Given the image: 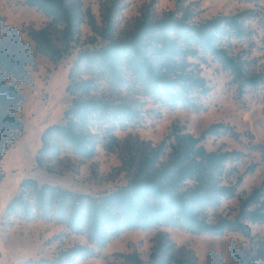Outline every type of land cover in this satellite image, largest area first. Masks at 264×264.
<instances>
[{"label": "trees", "instance_id": "trees-1", "mask_svg": "<svg viewBox=\"0 0 264 264\" xmlns=\"http://www.w3.org/2000/svg\"><path fill=\"white\" fill-rule=\"evenodd\" d=\"M110 2L101 26L90 9L85 8L84 0H24L25 5L50 18L44 28L28 27L27 34L35 51L53 62H61L71 53L86 18L94 33L93 42L98 37L103 40L101 45L80 52L75 60L66 88L71 103L64 111L62 123L49 125L42 132L35 156L37 167L52 171L46 166L47 160L59 157L64 149L83 159L95 157L99 146L113 151L118 145L116 130L143 118L139 98L115 95L124 88L149 96L170 109L188 107L200 111V96L212 89L201 74V61L205 62L207 55L233 75L240 93L264 81L261 74L250 73L247 62L234 55L228 44L232 38L246 37L251 11L197 20L191 7H179L162 16L147 8L127 34L117 36L116 12L121 0ZM24 47L17 29L0 24V130L11 133L9 143L25 127L15 113L24 99L16 81L24 80L33 64ZM83 67L91 70L92 76H75ZM100 80L109 87L106 91L103 88L101 94ZM233 130L230 125L214 123L197 136L176 125L139 158L133 156L132 175L126 184L95 195L24 178L20 192L6 207L7 214L27 221H53L64 225L71 234L86 235L89 241L63 249L51 258L41 257L25 264H79L97 257L108 242L126 231L162 226L196 234L217 236L238 231L250 236L248 222L264 223V180L241 200L234 219H210L211 209L236 195L243 176L235 182L231 177L244 154L208 150L204 140ZM261 149L264 159V146ZM254 170L252 167L249 171ZM231 252L238 264H256L254 258L242 256L234 245ZM115 256L123 262L113 264H194L187 252L162 238L152 246L147 259L136 252ZM222 263L216 253L211 254L209 264Z\"/></svg>", "mask_w": 264, "mask_h": 264}, {"label": "rangeland", "instance_id": "rangeland-1", "mask_svg": "<svg viewBox=\"0 0 264 264\" xmlns=\"http://www.w3.org/2000/svg\"><path fill=\"white\" fill-rule=\"evenodd\" d=\"M99 25H104L106 7L110 0H84ZM191 7L195 19H208L218 14H235L251 11L247 19V35L232 38L230 50L247 62L252 74L264 76V0H121L116 12L115 35L123 36L133 27L143 10L150 8L162 16L176 8ZM88 19L81 25L78 40L71 53L61 62L38 54L35 44L27 34L28 27L44 28L50 18L42 11L24 4V0H0V24L18 30L24 51L33 59L27 77L16 81L24 99L15 113L24 122V130L13 143L10 132L0 130V252L1 264H25L41 257L51 258L63 249L76 244H89L86 235L71 234L64 225L45 220L27 221L6 213V207L21 188L24 178H35L40 184L50 183L76 192L98 194L113 190L127 183L132 175L130 160L140 157L150 145L161 142L172 127L184 126L199 136L214 123H224L234 128L233 132L204 140L208 150L222 149L240 151L244 156L236 163L231 180L242 175L236 195L223 199L221 205L210 211V219H234L245 199L264 180V81L256 87H248L244 93L238 90L233 75L222 68L220 62L207 55L201 61V74L208 80L211 92L200 96L201 110L177 107L167 108L149 96L136 95L125 88L115 95L139 98L142 120L116 130L118 145L113 151L99 146L97 155L83 159L64 149L57 158L48 159L46 168L37 167L35 156L41 146V135L46 127L62 123L64 111L72 97L66 88L71 81L70 71L80 52L103 43L94 33ZM227 44V43H226ZM75 76L87 78L91 70L83 67ZM99 94L108 83L99 81ZM234 164H228V167ZM254 167V171H249ZM251 235L227 231L223 235L196 234L186 229L162 226L147 230H130L111 240L97 257L79 261V264H113L116 253H138L143 259L158 239H169L177 249L191 256L194 264H209L211 254L216 253L222 264H238L233 258L234 245L242 256L254 258L256 264H264V223L248 222ZM60 235V236H59Z\"/></svg>", "mask_w": 264, "mask_h": 264}]
</instances>
